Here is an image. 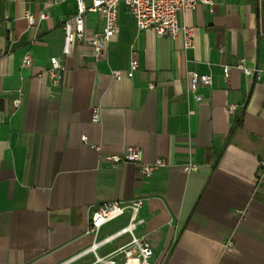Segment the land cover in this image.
<instances>
[{
  "label": "crops",
  "instance_id": "obj_1",
  "mask_svg": "<svg viewBox=\"0 0 264 264\" xmlns=\"http://www.w3.org/2000/svg\"><path fill=\"white\" fill-rule=\"evenodd\" d=\"M74 13L75 0H0V264H93L91 211L135 198L144 200L136 234L156 264H264V0L179 13L178 24L194 30L189 50L181 36L138 31L120 4L119 34L100 59L86 42L62 54L61 26ZM83 18L87 38L102 30L98 14ZM52 57L64 68L58 84L45 75ZM239 60L261 80L236 69ZM192 71L210 74L211 85L189 92ZM131 148L166 165L148 178L135 164L111 167L107 156ZM128 222L125 213L106 223L97 240ZM127 242L115 237L97 253Z\"/></svg>",
  "mask_w": 264,
  "mask_h": 264
},
{
  "label": "built area",
  "instance_id": "obj_2",
  "mask_svg": "<svg viewBox=\"0 0 264 264\" xmlns=\"http://www.w3.org/2000/svg\"><path fill=\"white\" fill-rule=\"evenodd\" d=\"M123 4L127 12L132 16L138 31L153 30L157 37H168L172 40L181 36L183 48L189 50L194 48V30L191 27L180 26L178 24V15L184 11L195 10L199 5L204 4L212 11L215 0H92L90 6L86 7L82 0H75V13L62 23L63 45L62 54L68 56L74 43H88L93 50L94 57L100 59L104 54L106 46L111 38L119 34L117 24L118 6ZM96 13L103 22V28L100 32L92 34L89 38L84 33V14ZM48 17L47 13L39 15L40 20ZM27 23L32 26L35 23V17L28 10L24 13ZM220 53L223 48L218 49ZM31 57L25 54L22 58V66H29ZM235 68L241 70L245 76H254L261 80V72L258 69H249L244 66L243 60H239ZM138 69L137 60L130 63L129 73ZM64 70L59 58L52 57L49 60V67L45 71L48 80L53 84H58L61 80V73ZM222 76L225 82L230 78V67L221 66ZM112 76L119 81L121 75L114 71ZM188 91L196 92L199 88H206L211 85L212 76L210 74H198L197 72H188ZM152 88V84L149 85ZM195 99L199 101L201 96L196 95ZM236 107L229 105L227 111L233 114ZM100 121L99 108L92 110L91 122ZM85 142L86 138L83 137ZM111 167L115 168L121 164L130 163L138 166L139 173L143 177H150L156 170L164 167L166 164L163 159L157 158L152 163H145L141 159V154L137 149H128L121 154H112L106 158ZM260 167L264 168V156L259 160ZM186 172L195 171V165L184 167ZM144 200L135 198L125 201H110L95 206L86 222V235H92L94 241L87 250L94 256L93 264H156L153 261L154 252L150 244L143 236L136 234L137 226L143 223L139 218V212ZM125 213L129 214L128 224L117 232L114 236L97 240L98 232L103 225L111 222ZM122 235L128 236V242L106 256H100L97 251L108 243L111 239Z\"/></svg>",
  "mask_w": 264,
  "mask_h": 264
},
{
  "label": "trees",
  "instance_id": "obj_3",
  "mask_svg": "<svg viewBox=\"0 0 264 264\" xmlns=\"http://www.w3.org/2000/svg\"><path fill=\"white\" fill-rule=\"evenodd\" d=\"M237 124H238V119H235V121H234V125H233V127H232L230 133L232 132V130L234 129V127H235Z\"/></svg>",
  "mask_w": 264,
  "mask_h": 264
}]
</instances>
